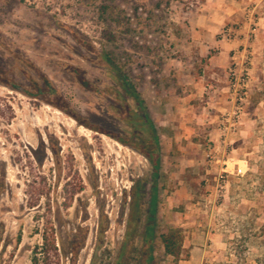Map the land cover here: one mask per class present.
I'll use <instances>...</instances> for the list:
<instances>
[{"label": "rangeland", "instance_id": "374dc122", "mask_svg": "<svg viewBox=\"0 0 264 264\" xmlns=\"http://www.w3.org/2000/svg\"><path fill=\"white\" fill-rule=\"evenodd\" d=\"M192 1L0 0V264H264V103L252 156L229 141L224 195L208 161L188 215L144 191L150 130L133 105ZM258 1L224 25L257 27L250 95Z\"/></svg>", "mask_w": 264, "mask_h": 264}, {"label": "crops", "instance_id": "0c3cea01", "mask_svg": "<svg viewBox=\"0 0 264 264\" xmlns=\"http://www.w3.org/2000/svg\"><path fill=\"white\" fill-rule=\"evenodd\" d=\"M250 1L253 0L190 2L180 18L167 22L174 55L170 52L161 59L160 51L148 54L150 75L143 78L139 104L133 107L139 124H146L150 130L146 152L152 163V176L143 181L144 191L152 199L163 197L160 199L166 218L167 209L173 217L188 215L208 197L205 153L228 105L227 68L231 50L240 43L221 38L219 32L225 24L239 21L241 5ZM258 6L261 22L253 44L254 86L241 125L229 136L231 152L238 153L244 147L250 157L257 132L255 121L261 117L252 105L264 103V0H259ZM245 37L241 40L245 41ZM138 114H142L141 119ZM241 160L248 162L246 157ZM157 173L163 174L161 180L156 179ZM194 255L192 262L197 259Z\"/></svg>", "mask_w": 264, "mask_h": 264}, {"label": "built area", "instance_id": "2783aa9c", "mask_svg": "<svg viewBox=\"0 0 264 264\" xmlns=\"http://www.w3.org/2000/svg\"><path fill=\"white\" fill-rule=\"evenodd\" d=\"M257 27L250 26L251 33L246 35L245 41H242L241 32L232 25H226L220 32V37L228 41L240 42L237 47L231 50L230 64L227 68V108H225L217 121V135L210 140V147L206 151L205 158L209 163L220 164L219 173L214 175V180L218 188H221L220 195L226 190L228 180L226 177L228 160L227 152L229 150V136L236 133L241 125L243 117L246 112V105L248 103L251 91L252 69H253V55L251 49V42L256 36ZM227 165L224 168V165ZM238 172L242 171V167L238 164ZM210 178H205V182H209ZM223 190V191H222Z\"/></svg>", "mask_w": 264, "mask_h": 264}, {"label": "trees", "instance_id": "16d2710c", "mask_svg": "<svg viewBox=\"0 0 264 264\" xmlns=\"http://www.w3.org/2000/svg\"><path fill=\"white\" fill-rule=\"evenodd\" d=\"M13 87H15V86H13ZM164 238H165V242H166V249H167V251H169L171 253H174V251L171 249V245H170V242H169L170 236H164Z\"/></svg>", "mask_w": 264, "mask_h": 264}, {"label": "bare ground", "instance_id": "6f19581e", "mask_svg": "<svg viewBox=\"0 0 264 264\" xmlns=\"http://www.w3.org/2000/svg\"><path fill=\"white\" fill-rule=\"evenodd\" d=\"M242 167V166H241ZM228 169H229V167H228Z\"/></svg>", "mask_w": 264, "mask_h": 264}]
</instances>
